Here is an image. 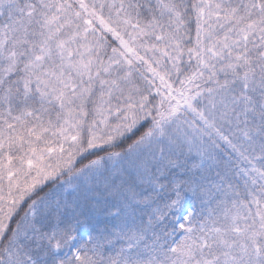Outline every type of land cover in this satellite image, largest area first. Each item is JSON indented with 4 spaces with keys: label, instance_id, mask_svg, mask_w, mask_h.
<instances>
[{
    "label": "snow or ice",
    "instance_id": "6c2138e0",
    "mask_svg": "<svg viewBox=\"0 0 264 264\" xmlns=\"http://www.w3.org/2000/svg\"><path fill=\"white\" fill-rule=\"evenodd\" d=\"M0 264H264V0H0Z\"/></svg>",
    "mask_w": 264,
    "mask_h": 264
}]
</instances>
